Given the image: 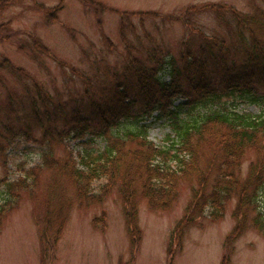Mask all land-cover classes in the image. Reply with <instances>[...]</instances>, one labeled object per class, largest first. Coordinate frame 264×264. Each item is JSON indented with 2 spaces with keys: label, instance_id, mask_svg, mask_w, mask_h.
Instances as JSON below:
<instances>
[{
  "label": "rangeland",
  "instance_id": "374dc122",
  "mask_svg": "<svg viewBox=\"0 0 264 264\" xmlns=\"http://www.w3.org/2000/svg\"><path fill=\"white\" fill-rule=\"evenodd\" d=\"M94 1L103 8L85 6L78 0H22L0 10V205L6 197L1 180L15 181L22 168L40 165L43 150L49 149L61 165L69 151L75 155L82 149L103 148L105 143L98 136L90 135V139L87 134L69 140L58 136L69 132L77 118L88 122L90 131L98 130L99 120L91 102L104 104L115 85L133 84L126 71L131 60L155 66L156 60L164 58L166 69L170 61L180 66L181 56L187 51L197 55L198 48L212 38L222 40L225 47L216 62L205 60L204 78L219 85L225 69L230 70L226 77L242 72L244 46L233 32L231 15L221 9L217 15L213 10L190 7L222 5L255 16L264 25V0ZM260 33L264 35V26ZM35 42L46 53L35 49ZM10 66L21 69L23 77ZM169 76L167 71L160 74L164 81ZM255 88L259 96L256 102L235 96L228 102L238 111L264 112V89ZM129 96L135 99L131 111L140 114L136 91L129 90ZM178 102L181 100L174 105ZM142 124L148 126V140L162 146L170 132L168 119L157 117L155 112L140 121H123L117 129ZM47 132L52 136L44 137ZM253 158L247 153L242 172ZM212 176L207 179V188ZM103 185V179L94 181L90 193H100ZM118 186L114 185L100 202L88 205L76 198L71 181L41 169L38 187L31 194L17 191L15 208L8 209L1 220L0 264H264V236L252 228L226 242L235 223L231 215L234 199L221 219L211 222L204 215L196 217L178 241L172 240V231L198 187L195 177L180 182L177 199L166 211L151 209L141 193L136 194L140 238L137 245H131ZM46 201H51L54 216L59 204L66 207L54 243L40 236ZM95 218H103L102 229L93 224ZM55 220L52 232L57 226ZM170 241L171 255L167 253Z\"/></svg>",
  "mask_w": 264,
  "mask_h": 264
},
{
  "label": "trees",
  "instance_id": "16d2710c",
  "mask_svg": "<svg viewBox=\"0 0 264 264\" xmlns=\"http://www.w3.org/2000/svg\"><path fill=\"white\" fill-rule=\"evenodd\" d=\"M20 1L0 0V10ZM78 1L95 9L103 8L94 0ZM189 9L213 10L217 15L221 9L231 15L233 32L244 46L242 72L232 78L226 77L230 70L223 69L219 85L204 78L205 60L210 58L216 62L225 47L222 40L212 38L208 44L198 48L197 55L187 51L181 56L183 63L180 66H174L170 61L166 69L164 58L156 60L155 66L131 60L126 71L130 73L133 84L115 85L104 104L91 102L99 120L98 130L90 131L89 123L77 118L69 132L57 134L60 140L79 139L87 134L90 139L98 136L105 143L103 148L98 151L82 149L75 155L69 151L61 165L49 149H45L40 156V165L22 168L15 181L1 180L6 197L0 205V225L8 209L15 208L19 199L17 191L31 194L38 187L39 173L44 169L71 181L76 198L88 205L100 202L118 183L131 245H137L140 238L135 218L136 194L140 192L151 209L166 211L177 199L180 182L191 177L198 180V187L193 190L191 202L172 231L173 241L181 238L184 228L192 225L196 217L204 215L211 222L221 219L232 199L235 205L231 215L235 223L226 242H233L248 228L264 236V112L250 114L238 111L228 102L235 97H246L250 102H256L259 96L255 85L264 89V35L260 33L264 25L255 16L239 13L233 8L224 9L222 5L208 3ZM145 15L156 16L154 12H146ZM33 47L46 53L39 42H35ZM12 69L19 78L23 77L21 69ZM166 71L170 75L169 80H161L160 74ZM180 76L186 84V91L182 89ZM131 89L136 91L141 102L140 114L131 111L135 104V99L129 96ZM178 100L181 102L174 105ZM153 112L157 117L168 119L170 132L164 136L162 146L148 140V126L145 124L123 131L117 129L123 121H140ZM47 136L52 135L47 132L44 137ZM249 152L254 158L242 172L241 166ZM202 159L203 168L200 167ZM211 173L213 176L207 188ZM102 179L105 185L101 186V192L91 194L92 183ZM50 205L51 201L45 202L40 236L54 243L61 231L63 209L66 207L59 204L54 216ZM54 219L57 226L52 232ZM93 224L102 229L104 220L95 218ZM171 243L167 250L169 255L172 253Z\"/></svg>",
  "mask_w": 264,
  "mask_h": 264
}]
</instances>
